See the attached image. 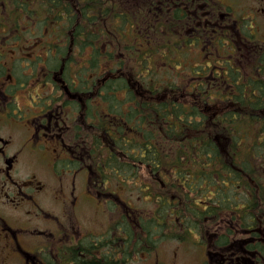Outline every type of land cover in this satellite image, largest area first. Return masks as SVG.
Returning <instances> with one entry per match:
<instances>
[{"label":"trees","instance_id":"1","mask_svg":"<svg viewBox=\"0 0 264 264\" xmlns=\"http://www.w3.org/2000/svg\"><path fill=\"white\" fill-rule=\"evenodd\" d=\"M157 1L0 0V28L21 26L39 34L50 29V47L62 49L64 76L84 55L80 73L96 74L94 143L84 165L98 171L97 180L127 171V180L139 179L155 203L134 218L129 209L126 225L122 214L111 221L96 249L80 248L86 253L116 247L123 229L129 252L141 250V242L143 250L150 248L153 237L187 241L194 231L204 235L214 229L218 213L237 203L239 189L247 193L248 205L264 194V96H247L250 76L264 74V58L244 66L224 61L216 75L219 92L183 100L176 96L178 85L168 80L171 70L185 66L175 32L179 10ZM259 83L264 92V80ZM88 112L87 101L86 117ZM79 261L107 263L94 256Z\"/></svg>","mask_w":264,"mask_h":264},{"label":"flooded vegetation","instance_id":"2","mask_svg":"<svg viewBox=\"0 0 264 264\" xmlns=\"http://www.w3.org/2000/svg\"><path fill=\"white\" fill-rule=\"evenodd\" d=\"M165 1L171 4L168 10H179L176 37L185 50L194 49L201 61L195 75H189L190 95L200 98L217 90L221 80L216 75L221 76L224 69L220 58L230 62L238 46L247 47L253 61L257 53H264L259 29L264 24V0ZM49 30L39 34L29 28H0V264H81L79 258L89 256L103 257L105 264H158V259L149 263L158 238L153 237L154 245L146 250L141 242V250L129 252L124 229L116 247L107 244V251L91 254L80 251L87 244L96 247L111 221L121 214L126 225L132 205L122 195V187L120 195L118 188L108 189L107 179L97 180L98 171L84 165L94 143V71L79 78V68L71 67L69 78L68 71L64 76L62 49L50 47ZM22 33L38 42L20 48L17 42ZM6 50L24 55L2 59ZM250 80L247 96H264L258 90L264 76ZM202 81L208 82L204 91L198 87ZM120 175L127 179L126 172ZM246 196L239 189L232 210H221L215 228L192 242L169 240L201 246L200 264H264V194L255 205L246 204ZM90 205L111 215L101 233L81 223L86 224ZM211 230L215 233L209 235Z\"/></svg>","mask_w":264,"mask_h":264},{"label":"rangeland","instance_id":"3","mask_svg":"<svg viewBox=\"0 0 264 264\" xmlns=\"http://www.w3.org/2000/svg\"><path fill=\"white\" fill-rule=\"evenodd\" d=\"M243 0H238L239 3H241ZM243 22V21H242ZM18 28H21V26H18ZM261 32L264 33V24H261ZM247 32V31H246ZM260 34L261 37H263V34ZM40 37V36H38ZM37 38L33 35H26L22 33V35L19 37V40L17 42V45H19L20 48L26 47L27 45H31L33 42H36ZM38 42V41H37ZM193 48V47H192ZM8 50L10 48L7 47ZM8 50L5 51V56L2 57V59H11L12 56L17 59L24 55V53L16 52L14 55H12L11 52ZM12 55V56H10ZM9 56V57H8ZM251 55L248 53L247 47L238 46L237 51L234 53L233 58L234 62L237 63L240 66H244L245 63L252 62ZM192 61L193 64H197L200 62V59L197 57V52L194 51V49L191 50V54L189 55V61ZM188 63H186L187 65ZM156 66H161V62H157ZM178 73H177V72ZM172 76L168 77V80L171 79V81H174L175 85H178L177 87V93L176 96L182 98L185 101H188L190 99H193L194 96L190 95L191 92V84L189 81L183 80L188 79V77L185 78V73H189V67L181 65L176 70H171ZM144 171V170H143ZM142 171V174L144 175V172ZM127 173V171H124ZM79 177V182L82 183V174ZM143 177V176H142ZM144 178V177H143ZM127 180V179H126ZM124 179L123 175H114L113 173L107 178L105 186L108 189H117V194L120 195L121 190L119 187H122L125 191V193H122V195L125 197H129L128 203L132 206H135L134 209L137 210H143V214L150 211L155 203L151 202L150 198H147L144 194V192H141L143 187L141 186V181L139 179L135 181L127 180V183ZM143 198V200H141ZM95 206L92 207L90 205V209L87 216L84 217L86 224L81 222L83 225L89 226L92 230V232L97 231L98 233L103 232L106 230L108 223H109V217L111 216L109 213H105L104 211L99 210V212ZM185 226V224H181L178 227L182 228ZM194 235L198 234L196 231L193 232ZM215 233V230H211L209 232V235H212ZM191 237V236H190ZM187 238V241H191V239ZM190 239V240H189ZM209 243V242H208ZM187 244H179L175 241H165L161 242L157 248V250L150 256L149 263H154L156 259H158V264H162V261L165 260L167 264H200V258L203 259L204 254L201 253L203 248L201 246L194 245L191 247H188ZM199 258V259H198ZM163 259V260H162ZM164 262V261H163ZM130 264H142V262H132Z\"/></svg>","mask_w":264,"mask_h":264}]
</instances>
